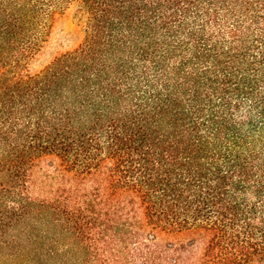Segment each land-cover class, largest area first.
Instances as JSON below:
<instances>
[{
	"label": "trees",
	"instance_id": "trees-1",
	"mask_svg": "<svg viewBox=\"0 0 264 264\" xmlns=\"http://www.w3.org/2000/svg\"><path fill=\"white\" fill-rule=\"evenodd\" d=\"M74 4L84 41L34 71ZM1 247L264 264V0H0Z\"/></svg>",
	"mask_w": 264,
	"mask_h": 264
},
{
	"label": "rangeland",
	"instance_id": "rangeland-1",
	"mask_svg": "<svg viewBox=\"0 0 264 264\" xmlns=\"http://www.w3.org/2000/svg\"><path fill=\"white\" fill-rule=\"evenodd\" d=\"M85 19L84 11L75 4L62 10L53 23L52 33L48 37V41L43 45V49L39 53L36 61L32 63V69L34 71L42 69L58 55L74 49L82 43L86 34ZM187 237L191 239L192 236L188 235L185 238ZM24 251L25 254L23 256L26 257L28 251ZM17 252L19 251L16 249L1 247L0 264L16 263L15 261H18L19 258L15 256Z\"/></svg>",
	"mask_w": 264,
	"mask_h": 264
}]
</instances>
